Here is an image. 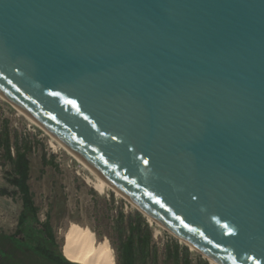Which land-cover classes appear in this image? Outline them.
Instances as JSON below:
<instances>
[{
    "label": "water",
    "instance_id": "95a60500",
    "mask_svg": "<svg viewBox=\"0 0 264 264\" xmlns=\"http://www.w3.org/2000/svg\"><path fill=\"white\" fill-rule=\"evenodd\" d=\"M0 96L218 264H264V0H0Z\"/></svg>",
    "mask_w": 264,
    "mask_h": 264
},
{
    "label": "rangeland",
    "instance_id": "374dc122",
    "mask_svg": "<svg viewBox=\"0 0 264 264\" xmlns=\"http://www.w3.org/2000/svg\"><path fill=\"white\" fill-rule=\"evenodd\" d=\"M5 126L10 136L13 156L16 155L17 140L19 145L24 142L31 145L27 153L30 162L28 185L35 205L39 209L38 217L42 222L50 223L61 252L66 230L71 223H78L89 227L98 240L108 239L115 253L116 264H119L117 248L121 244L120 237L126 239L129 234L127 219L140 213L152 230V246L158 251L157 260L150 256L145 264H166V248L173 247L176 243L180 247H188L192 264H200L203 260L213 264L171 232L142 214L117 192L107 189L104 194L98 193L94 189L98 178L92 171L67 153L22 112L0 97V141L6 132ZM12 170V165L4 158V151L0 146V190L7 189L10 192L16 190L8 182ZM22 210L20 197H6L0 194L1 236L11 237L16 233ZM120 212L126 217L122 234L117 226ZM2 241V244L10 246L7 241ZM37 244L38 242L29 236L24 238V245L29 248H35ZM31 254L24 255L27 259L24 263L37 262L36 256Z\"/></svg>",
    "mask_w": 264,
    "mask_h": 264
},
{
    "label": "trees",
    "instance_id": "16d2710c",
    "mask_svg": "<svg viewBox=\"0 0 264 264\" xmlns=\"http://www.w3.org/2000/svg\"><path fill=\"white\" fill-rule=\"evenodd\" d=\"M7 124V123H6ZM3 139L0 146L4 151V158L12 165L9 184L16 188L10 192L7 189L0 190V194L6 197H20L23 210L19 217L16 233L11 237L0 235V264H26L24 255L31 254L36 256L37 262L33 264H80L69 261L64 257L59 247L50 223L42 222L38 217L39 209L36 207L33 195L28 185L30 162L27 158L31 145L28 142L19 145L15 143L16 155L13 156L10 136L5 126ZM45 163H46V159ZM128 236L123 239L117 248L119 264H145L148 257L153 256L157 260L158 251L152 246V230L140 213L135 217H129ZM126 217L123 212L119 213L117 226L121 234L124 231ZM29 236L38 242L35 248L24 245V238ZM7 241L10 246L1 242ZM188 247H180L176 243L173 247L167 246L165 251V262L172 264H192ZM31 264V263H27ZM200 264H208L203 260Z\"/></svg>",
    "mask_w": 264,
    "mask_h": 264
},
{
    "label": "bare ground",
    "instance_id": "6f19581e",
    "mask_svg": "<svg viewBox=\"0 0 264 264\" xmlns=\"http://www.w3.org/2000/svg\"><path fill=\"white\" fill-rule=\"evenodd\" d=\"M1 98H3V97H1ZM3 99L5 101H7L9 104H11L15 109L22 112V114L26 118H28L30 121H32L34 124H36L38 127H40L41 129H43L45 131V129L33 117H31L26 111H24L22 108H20L15 103H12L5 98H3ZM45 132L56 143H58L60 145V147H62L67 153H69L70 155L75 157L80 163H82L68 148H66L62 143H60L56 139H54L47 131H45ZM82 164L85 165L84 163H82ZM85 167H87V166L85 165ZM90 171H92V170H90ZM95 175L98 178L97 179L98 182L94 185V189L98 193L104 194L107 189H111V190L117 192L120 196L124 197L116 189H114L112 186H110L108 183H106L102 178H100L97 174H95ZM131 204L133 206H135L133 203H131ZM136 208L142 214H144L146 217H148L149 219L154 221V219L149 217L146 213L141 211L138 207H136ZM154 222H156V221H154ZM160 226H162V225H160ZM163 228H165V227H163ZM179 240H181V239H179ZM181 241L185 243V241H183V240H181ZM188 246L193 251L199 252L194 247H191L190 245H188ZM62 252H63V255L66 259H68L69 261H72V262L80 263V264H116L115 253H114V250L111 247L108 239H103L101 241L98 240L96 237V234L89 227L81 226L78 223H71L69 225L68 229L66 230V233L64 235V244H63ZM199 253L201 255H203L205 258H207L208 260H210L213 264H218L215 261H213L212 259H210L209 257H207L206 255L202 254L201 252H199Z\"/></svg>",
    "mask_w": 264,
    "mask_h": 264
}]
</instances>
